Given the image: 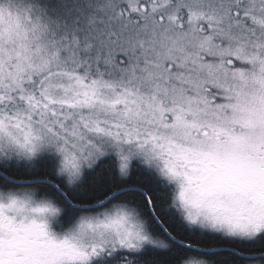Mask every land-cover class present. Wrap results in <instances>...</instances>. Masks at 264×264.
Instances as JSON below:
<instances>
[{"label":"snow or ice","instance_id":"1","mask_svg":"<svg viewBox=\"0 0 264 264\" xmlns=\"http://www.w3.org/2000/svg\"><path fill=\"white\" fill-rule=\"evenodd\" d=\"M0 264H264V0H0Z\"/></svg>","mask_w":264,"mask_h":264}]
</instances>
